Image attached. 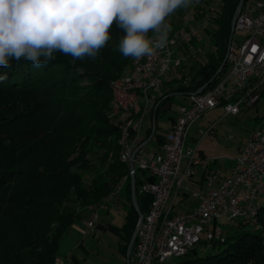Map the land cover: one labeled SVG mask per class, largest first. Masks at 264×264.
<instances>
[{
    "label": "trees",
    "instance_id": "1",
    "mask_svg": "<svg viewBox=\"0 0 264 264\" xmlns=\"http://www.w3.org/2000/svg\"><path fill=\"white\" fill-rule=\"evenodd\" d=\"M238 1L221 0L204 30L211 43L205 60L190 63L187 72L184 66L177 68L179 76L165 80L167 94L194 91L214 75L226 53ZM202 14L198 11L197 18ZM110 32L112 39L95 59L73 60L57 51L55 59L39 68L23 58L13 60L11 68H0V76L7 75L0 80V264H53L79 207L102 203L128 171L118 159L119 130L108 113L109 83L127 71L131 57L118 50L122 30L114 24ZM164 101L152 110L153 135L159 141L163 129L157 115ZM151 131L150 126L146 137ZM141 182L136 172V203L145 213L151 196L138 191ZM125 183L131 198L130 177ZM137 216L132 205L121 234L124 251ZM257 223L260 228L253 229ZM224 236L208 246L202 240L173 264H264V204L255 220L238 222Z\"/></svg>",
    "mask_w": 264,
    "mask_h": 264
},
{
    "label": "built area",
    "instance_id": "2",
    "mask_svg": "<svg viewBox=\"0 0 264 264\" xmlns=\"http://www.w3.org/2000/svg\"><path fill=\"white\" fill-rule=\"evenodd\" d=\"M220 4L221 0H199L192 7L178 9L166 18L172 28L167 47L157 50L151 58L143 57L139 61L131 58L127 71L109 83L112 98L108 114L119 130L118 159L128 168L111 195L132 172L134 178L138 172L142 178L138 191L151 196L147 211L137 216L136 235L130 250L126 251L127 264H173L176 258L202 241L203 231L206 246L216 240L223 241L225 236L219 219L236 224L253 221L262 205L259 197L264 196V115L256 120L253 131L240 146L230 174L222 179H219V167L212 170L211 164L216 159L203 162L198 149L199 141L214 129L221 116L208 121L206 127L197 128L199 137L194 145H186V138L190 125L216 106H222L223 115L235 116L261 101L264 1L243 0L226 46L227 69L215 84L206 88L209 82L201 90L199 87L185 93L188 102L177 105L169 127L162 131L161 140L155 146L144 148L150 139L145 141L153 136L152 126L148 137H140L149 107L163 99L166 101L174 93L167 94L165 74L171 67L178 70L188 60H191L189 63L197 61L198 49L192 40L210 26V19L217 15ZM198 11L203 13L200 18H197ZM236 32L241 36L236 37ZM153 35L150 31L149 37ZM201 60H205L204 55ZM186 82L187 78L182 81ZM131 161L133 171L129 168ZM187 195L194 199L193 203L178 212L176 208ZM105 207L103 202L88 204L90 215L83 221L84 226L95 228L100 219L99 210ZM259 228L258 223L253 226V229ZM53 264H62V259L57 256Z\"/></svg>",
    "mask_w": 264,
    "mask_h": 264
},
{
    "label": "clouds",
    "instance_id": "3",
    "mask_svg": "<svg viewBox=\"0 0 264 264\" xmlns=\"http://www.w3.org/2000/svg\"><path fill=\"white\" fill-rule=\"evenodd\" d=\"M199 0H0V68L21 58L41 67L54 52L73 60L95 59L112 39L115 26L124 35L118 50L139 61L170 43L166 18ZM154 35L149 37L148 33ZM7 75L0 76V80Z\"/></svg>",
    "mask_w": 264,
    "mask_h": 264
},
{
    "label": "rangeland",
    "instance_id": "4",
    "mask_svg": "<svg viewBox=\"0 0 264 264\" xmlns=\"http://www.w3.org/2000/svg\"><path fill=\"white\" fill-rule=\"evenodd\" d=\"M246 1L253 3L255 0ZM240 34V32H236L235 36H241ZM195 40L198 43L192 45L198 49V61L203 59L205 51L211 48V43L204 30L195 36ZM188 61L185 62L183 68L185 72H187L188 65L190 64ZM180 73L181 69L175 71V68L171 67L169 72L165 74L164 79H168L175 75L179 76ZM187 100V95L185 94L178 93L173 95L167 101V104L170 105V107L159 112L157 116V125L161 129L166 130L170 124L169 117L174 114L177 105L180 103L186 104L188 102ZM256 107L258 108V111H256ZM256 115H264V101H259L257 105L248 107L245 111H240L235 116L229 114L223 115L222 106H216L207 111L205 117L203 116L202 118L197 119L190 125L187 131L186 145H194V139H198L199 137L196 133L198 127H206L208 121L215 120L221 116L219 121L216 122L214 129L202 137L198 146L205 154L203 161L209 163L210 159L215 158L216 161L212 164V170L219 167V172L221 176H223L228 172L231 161L236 155L237 147L242 145L253 131L256 125V119L254 118ZM149 125L150 122L148 119L142 123L140 129L141 138L144 136L146 127H149ZM231 134L232 136H230ZM154 144L155 139L152 138L144 145V148L149 149L153 147ZM193 200L194 199L191 196L187 195L185 197V203H187L185 206H188ZM259 200L264 204V196H260ZM185 206L180 207L179 209H183ZM177 209L178 208H176V210ZM218 223L222 226L224 235L231 234L236 229V223L225 218L219 219ZM206 227L207 225L205 228ZM72 233H75L77 236L75 240V243L77 244L74 246L73 243L69 245L68 242L62 243L64 239H72L71 236H69ZM204 238L205 231L201 233V239L203 240ZM105 240H107V238L104 236L97 239L91 237L90 230H71L69 234L65 235L63 240H61L57 253L62 259V264H125V255L115 249L116 244L113 246L111 241ZM78 243H80L82 245L81 247H84L86 251L80 246H77Z\"/></svg>",
    "mask_w": 264,
    "mask_h": 264
},
{
    "label": "crops",
    "instance_id": "5",
    "mask_svg": "<svg viewBox=\"0 0 264 264\" xmlns=\"http://www.w3.org/2000/svg\"><path fill=\"white\" fill-rule=\"evenodd\" d=\"M175 94H178V93L176 92ZM175 94H173V95H175ZM173 95H170L168 97V99L162 104V106L158 110L159 112H162L167 108V106H166L167 101ZM156 105H157L156 103H153L149 107V109L147 110L150 112H148L146 114L144 121L146 119H148V121L150 122V125H149V127L148 126L146 127L144 136L142 138H145L147 136L148 129L150 128V126H152V118L154 116V114L152 113V110L155 108ZM245 109L246 108L242 109V111H245ZM256 111H258V110L256 109ZM172 116H170L169 118L171 119ZM154 119H155V116H154ZM154 122H155V120H154ZM198 128H201V127H198ZM149 137H151V136H149ZM152 138L155 139V144L153 145V146H155L158 142V136L153 135L150 139H152ZM192 139H194V138H192ZM240 146L237 147L236 154H237ZM198 149H199V146H198ZM199 154L202 156V160H203L205 157V154L200 149H199ZM232 165H233V160L231 161L228 172L226 174L221 176V174L219 172V179H222V178H224L230 174ZM130 189H131V187H130ZM130 197H131V193H130ZM103 203L106 204V207L101 208L99 210L100 219L96 223L95 228L90 229V228H86L84 226L83 221L89 217L90 211L87 208V206H80L78 209V216H77L75 222L73 223V225L71 226V228L69 229V231L65 235L69 234V232L71 230H75V231H80V230L88 231V230H90V236L91 237L97 239V238H100L101 236H104L107 238V240H105V241H111L113 246H115V244H116L115 249L117 251H119L120 253H123L125 255V261H126L127 247H126V251H124L123 250V240L121 239V234L123 233V226L126 223V217L128 215L129 210L132 208V205L135 208V206L132 202V198L128 197V193H127V189H126V183L125 182L122 183L120 188L116 191V193L114 195L109 194L105 198ZM192 203H193V201L190 204H188V206H185V204H187V203H185V199H184L183 202L181 203V205L179 207H177L178 212H181V211L186 210L187 208H190ZM136 205H137V203H136ZM183 206H185L183 209H179L180 207H183ZM135 210H136V208H135ZM64 236L60 239L59 244L61 243V240H63ZM69 236H71L72 239H64V241H62V243L68 242V245L73 243V245L75 246V244H77V243H75V240L77 238L76 234L72 233ZM108 239H110V240H108ZM77 246L81 247L82 245L80 243H78ZM58 248H59V246H58ZM81 248L83 250H85L84 247H81ZM57 255H58V257H60V255L58 253H57Z\"/></svg>",
    "mask_w": 264,
    "mask_h": 264
},
{
    "label": "water",
    "instance_id": "6",
    "mask_svg": "<svg viewBox=\"0 0 264 264\" xmlns=\"http://www.w3.org/2000/svg\"><path fill=\"white\" fill-rule=\"evenodd\" d=\"M243 3V0H239L238 3H237V6H236V9H235V12L233 14V17H232V20H231V32H230V36H229V39L231 38L232 36V27H233V23H234V20H235V17H236V13L238 12V10L240 9L241 5ZM225 62H226V56H224L223 60L221 61L218 69L216 70V72L214 73V75L208 80L206 81L200 88L203 89L212 79L213 77L216 76V74L223 68V66L225 65ZM176 93V92H175ZM175 93H171L170 95H173ZM154 116L152 118V128L153 130L155 129V124H154ZM151 137H149L145 143L150 139ZM129 168L131 169V171H133V168H134V164H133V161L130 162L129 164ZM130 187H131V198H132V202L136 208V211H137V215L138 217H141L142 216V212L139 210V208L137 207L136 205V196H135V178H134V175H133V172L131 173V176H130ZM136 231H137V227H134V230L131 234V237L128 241V244H127V251L130 250L131 246H132V243L134 241V237L136 235ZM128 262V259H127V255H126V261H125V264H127Z\"/></svg>",
    "mask_w": 264,
    "mask_h": 264
}]
</instances>
